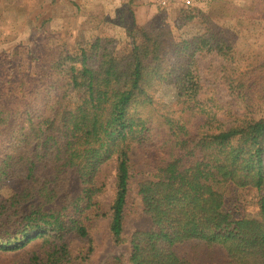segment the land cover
I'll use <instances>...</instances> for the list:
<instances>
[{"label": "trees", "instance_id": "16d2710c", "mask_svg": "<svg viewBox=\"0 0 264 264\" xmlns=\"http://www.w3.org/2000/svg\"><path fill=\"white\" fill-rule=\"evenodd\" d=\"M181 10L183 27L200 14ZM133 20L124 53L111 37L73 54L46 42L36 57L0 53V256L87 264L93 232L106 224L112 243L128 249L104 264H193L176 249L190 243L222 251L229 264H264V59L241 65L211 29L177 40L167 25ZM168 87L177 112L165 102ZM135 151L149 170L136 168ZM238 178L257 191L258 218L230 211ZM134 197L150 226L127 238ZM74 242L84 247L78 256Z\"/></svg>", "mask_w": 264, "mask_h": 264}, {"label": "rangeland", "instance_id": "374dc122", "mask_svg": "<svg viewBox=\"0 0 264 264\" xmlns=\"http://www.w3.org/2000/svg\"><path fill=\"white\" fill-rule=\"evenodd\" d=\"M12 3L11 8L0 3V53L18 50L23 57H36L46 42L49 45L53 43L57 50L73 54L80 45L93 43L99 37L115 39L119 52L124 53L130 43L126 29L131 27L133 16H136L139 27L167 25L177 40L198 29H211L233 45L243 66L257 57L264 59V0H196L193 7L200 14L196 21L184 27L180 22L175 23L183 16L182 8L162 11L154 0H14ZM223 4L231 11V18L226 19L217 8V5L225 8ZM43 35L47 37L46 41H40L39 36ZM200 61L202 67L208 64L207 60ZM176 97L174 88L165 90V102L174 112L179 110ZM226 111L229 116L234 114L231 108ZM132 161L138 170H149L140 153L135 151ZM106 173L108 188L101 200L110 206L115 188L114 167L110 165ZM232 188L235 193L228 205L230 211L237 216L258 218L259 195L252 182L238 178ZM149 226L150 221L143 214L140 200L134 197L129 208L125 235L128 238L137 231L147 230ZM93 237L96 251L87 264H104L108 257L128 249L127 246L116 247L112 243L106 224L96 228ZM71 248L74 255L78 256L84 247L82 243L74 242ZM176 249L193 264H229L222 251L210 249L204 244L190 243ZM13 258L15 255L0 256V264H8Z\"/></svg>", "mask_w": 264, "mask_h": 264}, {"label": "built area", "instance_id": "2783aa9c", "mask_svg": "<svg viewBox=\"0 0 264 264\" xmlns=\"http://www.w3.org/2000/svg\"><path fill=\"white\" fill-rule=\"evenodd\" d=\"M154 1L162 11L170 12L177 8L193 7L196 0H154Z\"/></svg>", "mask_w": 264, "mask_h": 264}]
</instances>
